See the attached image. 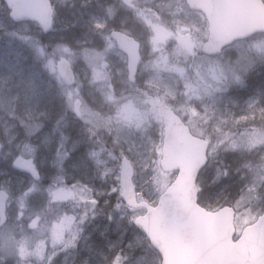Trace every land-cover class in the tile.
Masks as SVG:
<instances>
[{
    "label": "rangeland",
    "instance_id": "1",
    "mask_svg": "<svg viewBox=\"0 0 264 264\" xmlns=\"http://www.w3.org/2000/svg\"><path fill=\"white\" fill-rule=\"evenodd\" d=\"M53 2L51 33L57 42L48 39L44 46L38 25L13 23L0 0V189L11 194L9 223L0 227V264H41L49 241L59 247L83 232L99 233V262L161 264L133 225L145 211L126 208L120 194L123 157L134 165L138 197L151 205L177 176L161 169V105L173 108L196 136L211 142L199 186L203 191L202 183L212 177L207 196L215 204L204 206L211 211L235 207L240 232L252 224L264 205V127L253 122L263 109L260 99L242 98L240 92L264 65V36L208 58L200 55L208 34L205 17L189 12L182 0ZM117 29L141 42L135 83L129 81L126 56L111 38ZM67 36L75 38L59 41ZM62 59L75 70L74 87L59 78ZM49 90L63 100L66 119L54 128L44 118ZM230 99L234 105L221 109ZM72 123L79 133L68 132ZM20 156L35 159L42 182L13 170ZM106 197L112 199L104 209ZM122 246L127 258L118 255Z\"/></svg>",
    "mask_w": 264,
    "mask_h": 264
},
{
    "label": "water",
    "instance_id": "2",
    "mask_svg": "<svg viewBox=\"0 0 264 264\" xmlns=\"http://www.w3.org/2000/svg\"><path fill=\"white\" fill-rule=\"evenodd\" d=\"M15 22L33 21L44 33L53 28L54 10L50 0H5ZM192 10L203 11L210 24L209 40L203 51L217 55L236 40L264 32V3L261 0H187ZM114 38L129 56L133 80L139 62L138 44L121 33ZM67 86L75 82L69 62L58 65ZM165 123L164 171L178 170L176 182L152 207L138 202L133 183L134 169L128 159L122 162V196L129 207L146 208L147 214L135 220L152 246L162 256V264H264V215L247 227L235 241V210L225 207L210 213L197 202L196 186L200 171L208 163L209 142L194 137L180 117L168 107L161 108ZM17 170L41 179L32 159L20 158L13 163ZM9 194L0 191V225L7 223Z\"/></svg>",
    "mask_w": 264,
    "mask_h": 264
},
{
    "label": "trees",
    "instance_id": "3",
    "mask_svg": "<svg viewBox=\"0 0 264 264\" xmlns=\"http://www.w3.org/2000/svg\"><path fill=\"white\" fill-rule=\"evenodd\" d=\"M59 21V20H58ZM73 22V20H71ZM70 28L69 25H66ZM66 31V30H65ZM62 35V34H61ZM74 36H68L66 38H62L60 39L61 42L63 43H70L71 39H74ZM41 39H43L45 42H43L42 44L45 46L46 44H48V39H51L50 41H52L53 43H56L54 40V36H44L41 35ZM246 87V95L249 97H254V98H259L261 100L260 106L263 109V113L261 116L257 115L254 118V123H256L257 125L264 127V66L257 68L255 72H253L247 81V84L245 85ZM14 91V90H13ZM234 100L230 99L228 101V103L225 102V100L221 103L220 108H224V105H228V106H233L234 105ZM45 103L47 105L46 110L44 111V118L48 117V121L46 122V124L50 127V128H54V126H57L59 123L62 122L63 117H64V105H63V100L59 98V96L56 94L55 91L49 90L46 92V97H45ZM226 103V104H225ZM236 107L239 106H235ZM61 110V111H59ZM223 113V112H221ZM254 159H258L257 157ZM253 159V160H254ZM243 169L245 168L246 165V159H243L241 164H240ZM202 178H204V176H202ZM215 181H213L212 177L207 179L206 181H204L202 183V192L200 194V202L203 205H210L212 203H214L213 198L211 196H207V192H212L213 190V184ZM210 185V186H209ZM224 183L221 184V187H223ZM207 186H209V190L207 188ZM264 188V186H262ZM239 188L234 189V192L238 191ZM215 191V190H214ZM258 196H262V195H258ZM263 197V196H262ZM238 198V197H237ZM215 204V203H214ZM103 206V204H102ZM104 207V206H103ZM105 209V207H104ZM141 233V232H140ZM90 235V238L87 241H84L85 238ZM72 238V237H71ZM70 238V241H71ZM84 242V246L86 245L87 248H96V249H101V246L103 247V243L101 244V238L99 237V233L98 232H94V235L92 236V232H83L81 238L78 241H74L73 243L68 242V245H72L73 248H68L66 251L62 254H52L50 252H47L46 258H45V262H43V264H80L81 262L83 264H104L103 261L99 262V257L98 255H95L96 258L92 259L90 258V260L87 261V263L82 259L81 260V256L75 260L74 262L72 261H67L65 260V257H68V253L71 255H74V253L77 252H81V247L77 249V247H79L81 245V243ZM126 252H128V250L125 248V246H122L119 251H118V255L121 258H127ZM151 252L156 255V253L151 250ZM137 254H140L141 251H137ZM82 254L86 255V252H83ZM64 257V258H63ZM120 258V259H121ZM112 260V259H111ZM14 264V263H13ZM23 264H37V263H33V262H25Z\"/></svg>",
    "mask_w": 264,
    "mask_h": 264
}]
</instances>
